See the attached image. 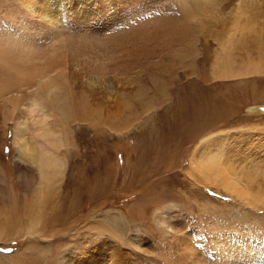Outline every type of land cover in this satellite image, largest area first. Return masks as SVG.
Segmentation results:
<instances>
[{
  "label": "rangeland",
  "instance_id": "1",
  "mask_svg": "<svg viewBox=\"0 0 264 264\" xmlns=\"http://www.w3.org/2000/svg\"><path fill=\"white\" fill-rule=\"evenodd\" d=\"M259 2L264 5L249 0L252 9L239 16L257 31L264 29ZM16 4L0 0V23L18 17ZM222 5L224 13L235 9L230 2ZM188 6L187 0H157L155 39L119 65L151 102L133 98L127 88L120 104L89 106L85 112L91 117H73L68 125L60 120L64 164L57 172L43 176L34 123L28 119L19 134L21 124L8 117L11 107L0 99V264H65L106 236L127 248L119 233L131 243L138 241L137 233L153 242L154 259L138 255L140 260L171 264L160 255L170 242L160 222L166 213L184 220L177 236L196 250L216 233L264 235V64L263 72L238 74L230 60L248 44L226 42L222 75L214 77L210 54H218V45L211 38L209 9L201 13ZM81 108L76 112L83 114ZM24 144L30 151L21 149ZM240 170L245 178L236 184L244 195L214 174ZM90 226L98 229L87 230Z\"/></svg>",
  "mask_w": 264,
  "mask_h": 264
},
{
  "label": "bare ground",
  "instance_id": "2",
  "mask_svg": "<svg viewBox=\"0 0 264 264\" xmlns=\"http://www.w3.org/2000/svg\"><path fill=\"white\" fill-rule=\"evenodd\" d=\"M187 2L201 13L209 9L211 17L208 25L211 38L218 45L219 54L214 57V52L209 53L214 77L222 75V52L226 42H233L238 48L247 47L246 43L248 44L247 51L230 60L233 65L239 66L238 74L263 72L259 64H264V29L257 31L252 22L239 21L241 10L252 9L249 0ZM225 2L234 4L235 9L224 13L222 4ZM16 3L18 17L14 16L15 19L11 22L0 23V99L3 100L4 107H11L8 117L13 120L17 118L18 124H21V127H17L19 134L26 131L28 119L34 123L40 148L37 162L45 176L51 170L55 172L63 168L60 151L65 144L60 120L68 125L69 119L73 117L88 118L91 114L85 112V109L89 106L120 104L127 88L131 89L133 98L151 102L147 101V92L144 96V91L147 90L139 88L134 77L125 75L118 69L132 53L155 39L159 28L157 19L152 14L157 0H16ZM259 6L264 8L260 2ZM261 17H264V11ZM195 18L199 17L195 15ZM230 23L238 25L233 29H224V25ZM237 34L243 38H236ZM206 60L208 59L203 58V61ZM154 79L150 83L157 88ZM202 79H207L205 66ZM162 94L165 97L166 93ZM79 107H82L83 114L76 112ZM261 110L264 113V108ZM249 111L258 112L256 109ZM19 140L25 143L23 138ZM260 144H257L258 151L264 146ZM21 149L30 151L27 144ZM257 149L255 153H260ZM194 158H197V152ZM242 172H233L232 176L219 171L214 174L222 177L221 181L225 186L244 195L238 183L236 184L237 178H245V173ZM92 219L94 221V217ZM160 222L166 227L170 240L165 255L163 252L160 255L171 264H264L263 234L251 232L249 235L238 236L216 233L204 237L205 247L196 250L186 246L184 239L177 236V228L185 223L184 220L174 219L172 214L166 213ZM92 229L96 231L98 227L90 226L87 230ZM99 233L103 236L107 234L102 231ZM119 234L127 248L117 246L107 240L106 236L85 253L72 254L65 264H150L151 261L140 260L138 257L149 255L153 258L154 253H157L153 242H149L146 235L135 234L134 239L138 241L131 243L127 234Z\"/></svg>",
  "mask_w": 264,
  "mask_h": 264
}]
</instances>
